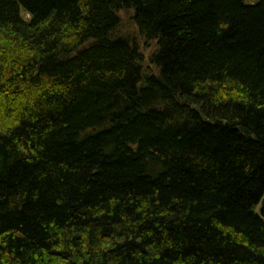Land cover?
<instances>
[{
    "label": "trees",
    "instance_id": "1",
    "mask_svg": "<svg viewBox=\"0 0 264 264\" xmlns=\"http://www.w3.org/2000/svg\"><path fill=\"white\" fill-rule=\"evenodd\" d=\"M0 264H264V0H0Z\"/></svg>",
    "mask_w": 264,
    "mask_h": 264
},
{
    "label": "rangeland",
    "instance_id": "2",
    "mask_svg": "<svg viewBox=\"0 0 264 264\" xmlns=\"http://www.w3.org/2000/svg\"><path fill=\"white\" fill-rule=\"evenodd\" d=\"M250 1H254V0H250ZM120 15L122 18L119 29L120 33L129 34L134 38L136 37V40L140 43V47L145 56L144 65L145 66L150 65L149 56L156 49L157 47L156 42L155 41L146 42L145 39L140 36L138 26L136 25V23L132 18V11L123 10L121 11Z\"/></svg>",
    "mask_w": 264,
    "mask_h": 264
}]
</instances>
